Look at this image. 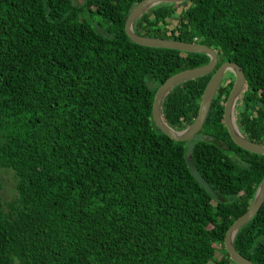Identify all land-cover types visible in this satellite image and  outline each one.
<instances>
[{"label":"trees","instance_id":"trees-1","mask_svg":"<svg viewBox=\"0 0 264 264\" xmlns=\"http://www.w3.org/2000/svg\"><path fill=\"white\" fill-rule=\"evenodd\" d=\"M141 1L0 0V170L15 179L14 198L0 197V264H233L223 238L248 210L264 156L235 146L223 126L230 73L196 139L173 142L154 126L156 89L208 58L132 43L123 27ZM132 30L210 48L215 69L236 64L245 88L235 123L264 146V0L158 5ZM212 73L167 93V126L195 120ZM187 152L220 201L190 175ZM233 247L264 264V201Z\"/></svg>","mask_w":264,"mask_h":264},{"label":"water","instance_id":"water-1","mask_svg":"<svg viewBox=\"0 0 264 264\" xmlns=\"http://www.w3.org/2000/svg\"><path fill=\"white\" fill-rule=\"evenodd\" d=\"M189 0H142L139 2L130 14L127 16L123 31L125 36L134 44L146 47V48H155V49H169L179 51L181 53H195L202 54L208 58V62L200 67L192 68L189 70L181 71L164 81L155 91L152 104H151V119L154 123V126L168 139L173 142H186L193 138L197 134L207 116L211 101L216 93V90L222 80V77L225 73H230L233 77V83L231 89L223 103L222 110V123L223 126L231 140V142L238 148L252 153L255 155L264 156V146L251 142L246 139V137L240 133L235 120H234V107L239 99V96L245 88V80L243 73L240 68L234 63L224 62L217 69L216 65V55L213 50L210 48L197 45L195 43H182L173 40H164L159 38H147L136 35L132 26L133 23L146 11L149 9L165 4H182ZM73 5H78L72 2ZM213 71L211 77L209 78L207 84L205 85L202 94L200 96L199 106L197 110V115L195 120L183 130L177 131L169 126L163 121L160 113V106L163 98L167 93L175 86L183 83L185 81L203 77L207 74H210ZM205 142H212V138H205ZM185 164L188 172L197 182V184L213 199L220 201V198L217 194L209 187V185L199 176L195 168L193 167L190 157L185 156ZM264 201V176L260 180L254 197L251 201V204L248 210L237 218L231 226L225 232L223 238V248L225 253L228 256V259L233 264H252L249 260L243 258L238 254L233 247V238L237 231L247 224L258 212Z\"/></svg>","mask_w":264,"mask_h":264},{"label":"rangeland","instance_id":"rangeland-1","mask_svg":"<svg viewBox=\"0 0 264 264\" xmlns=\"http://www.w3.org/2000/svg\"><path fill=\"white\" fill-rule=\"evenodd\" d=\"M180 10L181 8L178 7L176 8L177 10ZM87 19V22L89 25L94 28L97 32L103 33L108 30V24L104 23L101 21V19L98 16L94 15H89V17H85ZM240 97V96H239ZM239 99L237 100L235 107H234V120H235V113H236V108L238 107ZM189 154L187 152L186 157H188ZM0 183H1V191H0V197L2 200V203L5 204L6 202L12 200L15 196L14 193V184H15V179L12 176V173L9 170L1 169L0 170Z\"/></svg>","mask_w":264,"mask_h":264},{"label":"flooded vegetation","instance_id":"flooded-vegetation-1","mask_svg":"<svg viewBox=\"0 0 264 264\" xmlns=\"http://www.w3.org/2000/svg\"><path fill=\"white\" fill-rule=\"evenodd\" d=\"M215 66H216V65H215ZM212 72H213V71H212ZM225 74H226V73H225ZM225 74H224V75H225ZM224 75H223V77H224ZM223 77H222V78H223ZM219 85H220V84H219ZM218 87H219V86H218ZM230 89H231V88H230ZM229 91H230V90H229ZM198 133H199V132H198ZM198 133H197V134H198ZM197 134H195V136H193V138H191L190 140H188V141H186V142H190V141H192V140L196 139V137H197ZM205 138H209V137H203V138H201V139H203V140H204Z\"/></svg>","mask_w":264,"mask_h":264}]
</instances>
